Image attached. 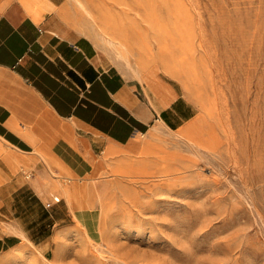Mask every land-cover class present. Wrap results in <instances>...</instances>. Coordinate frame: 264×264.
I'll list each match as a JSON object with an SVG mask.
<instances>
[{
    "label": "rangeland",
    "instance_id": "1",
    "mask_svg": "<svg viewBox=\"0 0 264 264\" xmlns=\"http://www.w3.org/2000/svg\"><path fill=\"white\" fill-rule=\"evenodd\" d=\"M77 1L66 17L110 65L193 115L63 180L74 219L0 264H264V0Z\"/></svg>",
    "mask_w": 264,
    "mask_h": 264
},
{
    "label": "crops",
    "instance_id": "2",
    "mask_svg": "<svg viewBox=\"0 0 264 264\" xmlns=\"http://www.w3.org/2000/svg\"><path fill=\"white\" fill-rule=\"evenodd\" d=\"M65 3L0 0V253L24 241L48 250L79 212L63 180L193 115L170 85L158 92L110 65Z\"/></svg>",
    "mask_w": 264,
    "mask_h": 264
},
{
    "label": "bare ground",
    "instance_id": "3",
    "mask_svg": "<svg viewBox=\"0 0 264 264\" xmlns=\"http://www.w3.org/2000/svg\"><path fill=\"white\" fill-rule=\"evenodd\" d=\"M77 1V0H76ZM75 3V2H74ZM77 4H79L80 5V3L77 1ZM81 6V5H80ZM58 8V7H57ZM79 8V7H78ZM81 8V7H80ZM34 9V8H33ZM60 10V9H59ZM81 10V9H80ZM63 11V10H62ZM64 14H65V12H64ZM86 14V13H85ZM34 15V14H33ZM73 17V16H72ZM71 22V21H70ZM72 22H73V20H72ZM109 23V22H108ZM118 23V22H117ZM146 24V23H145ZM130 32V31H129ZM151 33V32H150ZM151 37V36H150ZM107 40V42L108 43H111V44H113V42L109 39V38H107L106 39ZM111 44H109V45H111ZM131 44V43H130ZM119 48V47H118ZM121 52V51H120ZM119 56H121L120 54H119ZM123 58V57H122ZM193 146V145H192ZM88 241V240H87ZM92 242V241H91ZM92 244V243H91ZM111 254V253H110Z\"/></svg>",
    "mask_w": 264,
    "mask_h": 264
}]
</instances>
